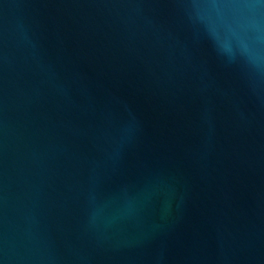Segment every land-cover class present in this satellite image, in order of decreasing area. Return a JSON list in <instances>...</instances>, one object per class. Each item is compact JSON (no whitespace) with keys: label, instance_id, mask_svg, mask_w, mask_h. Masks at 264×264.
<instances>
[{"label":"water","instance_id":"1","mask_svg":"<svg viewBox=\"0 0 264 264\" xmlns=\"http://www.w3.org/2000/svg\"><path fill=\"white\" fill-rule=\"evenodd\" d=\"M0 264H264V0H0Z\"/></svg>","mask_w":264,"mask_h":264}]
</instances>
